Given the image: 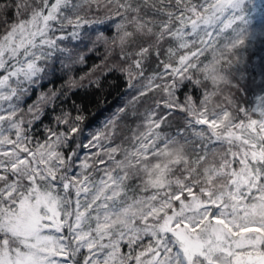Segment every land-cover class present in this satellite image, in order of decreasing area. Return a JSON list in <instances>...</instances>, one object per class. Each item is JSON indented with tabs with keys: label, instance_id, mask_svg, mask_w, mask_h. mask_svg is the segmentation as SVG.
Here are the masks:
<instances>
[{
	"label": "snow or ice",
	"instance_id": "1",
	"mask_svg": "<svg viewBox=\"0 0 264 264\" xmlns=\"http://www.w3.org/2000/svg\"><path fill=\"white\" fill-rule=\"evenodd\" d=\"M257 41L264 0H0V264H264Z\"/></svg>",
	"mask_w": 264,
	"mask_h": 264
},
{
	"label": "trees",
	"instance_id": "2",
	"mask_svg": "<svg viewBox=\"0 0 264 264\" xmlns=\"http://www.w3.org/2000/svg\"><path fill=\"white\" fill-rule=\"evenodd\" d=\"M255 3H261V0H255ZM262 58H264V43L257 41L255 44H250L247 48L245 64L240 68L246 74L245 80L242 83L252 86L253 95L259 94L261 80L264 79V76L261 74V69L264 67L261 64ZM106 99L107 103L101 104L99 107V114H96L98 112L96 102L93 101L90 105L91 112L89 113V119L94 120V127L100 126L106 117L110 116L111 113L115 112L117 107L125 102L118 97L114 90L111 95H107Z\"/></svg>",
	"mask_w": 264,
	"mask_h": 264
}]
</instances>
